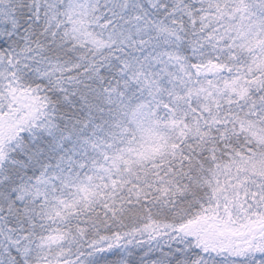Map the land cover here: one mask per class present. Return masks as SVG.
<instances>
[{
    "label": "snow or ice",
    "instance_id": "snow-or-ice-1",
    "mask_svg": "<svg viewBox=\"0 0 264 264\" xmlns=\"http://www.w3.org/2000/svg\"><path fill=\"white\" fill-rule=\"evenodd\" d=\"M0 264H264V0H0Z\"/></svg>",
    "mask_w": 264,
    "mask_h": 264
}]
</instances>
